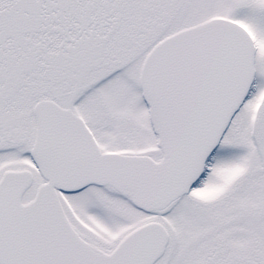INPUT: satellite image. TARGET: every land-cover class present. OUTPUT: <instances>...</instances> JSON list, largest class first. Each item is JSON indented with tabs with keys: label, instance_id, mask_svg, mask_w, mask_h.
I'll return each instance as SVG.
<instances>
[{
	"label": "snow or ice",
	"instance_id": "6c2138e0",
	"mask_svg": "<svg viewBox=\"0 0 264 264\" xmlns=\"http://www.w3.org/2000/svg\"><path fill=\"white\" fill-rule=\"evenodd\" d=\"M0 264H264V0H0Z\"/></svg>",
	"mask_w": 264,
	"mask_h": 264
}]
</instances>
